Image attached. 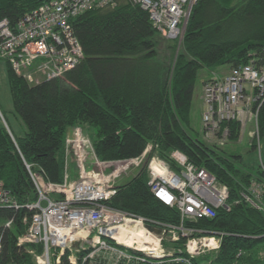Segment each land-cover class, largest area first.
I'll return each instance as SVG.
<instances>
[{"label":"trees","instance_id":"1","mask_svg":"<svg viewBox=\"0 0 264 264\" xmlns=\"http://www.w3.org/2000/svg\"><path fill=\"white\" fill-rule=\"evenodd\" d=\"M44 1L0 0V20L14 24ZM71 25L83 58L63 77L29 84L4 61L12 106L26 130L16 136L0 121V182L20 205L0 206V264H38L34 255L43 253V245L19 241L33 213L26 205L37 198L30 172L52 183L63 182L64 141L76 125L95 127L92 143L99 160L133 158L150 145L149 156L177 169L170 154L179 150L228 189L229 209L219 207L213 217L185 222L197 230L191 236L217 238L215 251L197 256L174 251L173 257L189 261L145 257L138 264L250 263V251L264 243V212L246 202L243 194L253 182H264V173L258 159L251 163L241 153L205 139L192 128L190 114L202 67L264 64V0H197L180 44L162 35L146 10L125 1L113 8L88 9ZM226 125L227 142H237L239 122ZM257 129L264 145V101L257 112ZM249 151H256V137L250 139ZM148 180L143 165L129 181L116 185L110 204L177 224V211L152 195ZM186 240L182 236L173 246H183ZM88 251L76 252L75 264H89L82 260ZM68 254L65 251L55 264H73Z\"/></svg>","mask_w":264,"mask_h":264},{"label":"built area","instance_id":"2","mask_svg":"<svg viewBox=\"0 0 264 264\" xmlns=\"http://www.w3.org/2000/svg\"><path fill=\"white\" fill-rule=\"evenodd\" d=\"M124 1L146 10L151 23L162 35L181 40L197 0H46L14 24L6 18L0 20V59L29 84L63 77L83 58L71 20L88 9L113 8ZM263 101V63L257 65L250 61L232 66L222 76H212L202 83L203 137L209 142L224 144L229 136L226 123L238 121L241 136L247 123L251 122L250 135L256 137L257 159L264 173V145L258 138L257 129V112ZM64 145L62 183L49 182L42 174L30 172L37 199L26 205L33 213L26 232L19 239L20 243L42 244V257H46L47 263L54 250L56 263L68 251L70 261L75 264L76 252L87 248L89 251L83 261L87 260L89 264H138L144 262L145 257L172 256L175 250L165 247L164 243L173 244L182 236L187 238L185 251L189 256H195L199 245L206 250L219 247V240L213 236H191L197 230L187 227L185 221L213 217L219 207L229 209L225 202L228 189L206 169L190 163L179 150L170 154L177 169L156 155L149 156L150 145L139 156L102 161L83 127L78 125L70 128ZM90 155L95 163L88 170L86 162ZM70 157L77 164L75 180L68 176ZM143 165L147 167L152 195L177 211V224L150 220L110 204L117 192V177ZM263 194L264 182H253L243 197L250 205L262 210ZM0 206L20 207L1 182ZM147 224L159 228L160 232L148 229ZM140 227L145 231L140 235H145L150 243L132 240L130 246L126 245L124 242L131 237L132 231L138 234ZM116 235L124 237L121 243ZM171 258L175 262L189 261L185 256Z\"/></svg>","mask_w":264,"mask_h":264},{"label":"rangeland","instance_id":"3","mask_svg":"<svg viewBox=\"0 0 264 264\" xmlns=\"http://www.w3.org/2000/svg\"><path fill=\"white\" fill-rule=\"evenodd\" d=\"M187 21H188V18H187ZM187 21L184 27V31L187 25ZM177 41H178V44H180L182 39L177 40ZM228 68L229 67L227 66H220L213 70H210L206 67H202L198 71L196 82H195L193 99H192L190 118H191L192 128L198 131L202 136H203V132H202L203 122L201 120L202 102L200 99L201 91H202V83L205 79L210 78L212 76H222L224 72H227ZM0 121L5 126H7V123H8L12 131L16 134V136H21L25 133V130H26L25 124L23 120L15 113L13 106H12V100H11V95L9 91L7 74H6V66H5L4 60L2 59H0ZM82 127L86 135L89 137V139L93 141L95 138V127L92 125H84ZM251 130H252V124L250 122V123H247V125L243 129L241 136L239 137V140L237 142H234V143L226 142L224 144H218V145L222 147L224 146L228 150H235L241 153L242 156L245 157V159L249 160L251 163H255L257 160V152L249 151L250 139L252 138V136L250 135ZM94 163L95 161L94 159H92L91 155L87 156L86 166L88 170L94 167ZM76 165L77 164L75 163V160L73 157L68 158V164H67L68 176L69 178H72L70 180L76 179ZM138 170H139L138 168H131L127 173L122 174L121 176L117 177V179L115 180L116 185H120V184H123L129 181L138 172ZM262 212H264V207L262 209ZM176 242H174V245L176 244ZM185 243L183 244V246H178V247L173 246V244H170L169 242L164 243V245L165 247L172 248L175 251H178V250L185 251L186 249ZM197 248L198 249L196 250L195 256L200 255L202 253H208V252L213 251V250H206L207 248L205 247L202 248L200 245ZM55 255H56V252L54 250H51L50 255L48 257L49 263H47L45 256L42 257V254L41 255L35 254L34 256L38 264H55L56 263ZM250 255H251V260H252V262L250 263L264 264V243L259 245L257 248H254L253 250H251ZM168 261H173V259L170 258ZM176 262H180V261H176ZM241 263L250 264L248 262H245V263L241 262Z\"/></svg>","mask_w":264,"mask_h":264},{"label":"bare ground","instance_id":"4","mask_svg":"<svg viewBox=\"0 0 264 264\" xmlns=\"http://www.w3.org/2000/svg\"><path fill=\"white\" fill-rule=\"evenodd\" d=\"M134 231L135 230L132 231L131 237H128V239L124 242L126 245L130 246V243L132 242V240L136 241L137 243H142V244L150 243L149 242L150 240L148 238H146L145 235H140L141 233H145V231H144V229L142 227H140L138 229V231H139L138 234H135ZM116 238L121 243L122 242L121 239H123L124 237L122 235L121 236L120 235H116Z\"/></svg>","mask_w":264,"mask_h":264},{"label":"water","instance_id":"5","mask_svg":"<svg viewBox=\"0 0 264 264\" xmlns=\"http://www.w3.org/2000/svg\"><path fill=\"white\" fill-rule=\"evenodd\" d=\"M146 227H147L148 229H150V230H153V231L157 232V233L160 232V229H159V228H154L152 225L147 224Z\"/></svg>","mask_w":264,"mask_h":264},{"label":"crops","instance_id":"6","mask_svg":"<svg viewBox=\"0 0 264 264\" xmlns=\"http://www.w3.org/2000/svg\"><path fill=\"white\" fill-rule=\"evenodd\" d=\"M201 97V96H200ZM201 99V98H200ZM201 107H202V104H201ZM70 179H72V178H70ZM73 180H75V179H73ZM250 262H252V261H250ZM258 262V261H257ZM237 264H242V263H237ZM250 264H252V263H250ZM254 264H256V263H254Z\"/></svg>","mask_w":264,"mask_h":264}]
</instances>
